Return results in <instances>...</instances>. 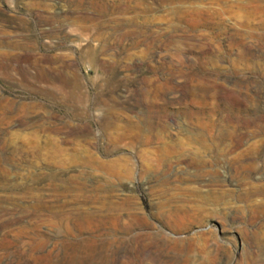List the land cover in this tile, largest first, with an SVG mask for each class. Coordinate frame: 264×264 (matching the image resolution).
<instances>
[{
    "label": "rangeland",
    "instance_id": "obj_1",
    "mask_svg": "<svg viewBox=\"0 0 264 264\" xmlns=\"http://www.w3.org/2000/svg\"><path fill=\"white\" fill-rule=\"evenodd\" d=\"M0 171V264H264V0H0Z\"/></svg>",
    "mask_w": 264,
    "mask_h": 264
},
{
    "label": "bare ground",
    "instance_id": "obj_2",
    "mask_svg": "<svg viewBox=\"0 0 264 264\" xmlns=\"http://www.w3.org/2000/svg\"><path fill=\"white\" fill-rule=\"evenodd\" d=\"M119 126V125H118ZM200 131V130H199ZM203 133H204V131H202ZM161 134V133H160ZM136 135V134H135ZM151 136V135H150ZM197 139H200L199 137H197ZM200 143H202V141L200 142ZM202 145V144H201ZM195 157V156H194ZM196 157H198V156H196ZM194 159V158H193ZM129 162V161H128ZM151 162V161H150ZM190 162H192L191 163V166H195V168H197L198 170H196L197 172H198V175L201 177V173H202V168H203V165L199 162V161H190ZM98 165V167H100V168H104V167H106V166H108V165H106V164H103V163H98L97 164ZM142 166H143V168L145 169V171H147V172H150L151 170H152V168L150 167V165H148L147 163H143L142 164ZM170 167V166H169ZM121 168H122V166H121ZM125 171H126V173L129 175V174H131V173H129V170L126 168L125 169ZM1 172V171H0ZM203 175H205V174H203ZM194 178V177H193ZM200 180V179H199ZM210 188V187H209ZM193 193V192H192ZM206 193V192H205ZM213 194V193H212Z\"/></svg>",
    "mask_w": 264,
    "mask_h": 264
}]
</instances>
